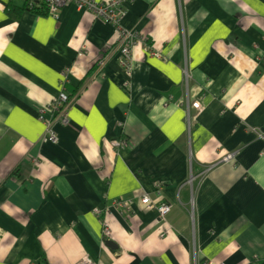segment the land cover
Masks as SVG:
<instances>
[{"label": "crops", "instance_id": "crops-1", "mask_svg": "<svg viewBox=\"0 0 264 264\" xmlns=\"http://www.w3.org/2000/svg\"><path fill=\"white\" fill-rule=\"evenodd\" d=\"M22 4L0 0V264H264V0L125 2L130 76L104 16Z\"/></svg>", "mask_w": 264, "mask_h": 264}, {"label": "built area", "instance_id": "built-area-1", "mask_svg": "<svg viewBox=\"0 0 264 264\" xmlns=\"http://www.w3.org/2000/svg\"><path fill=\"white\" fill-rule=\"evenodd\" d=\"M24 2L28 1L32 3L33 1L44 2L48 6L50 14H55L58 6H61L66 1L74 2L77 4L78 8H89L90 10L98 13L101 16H104L106 21L110 22L113 26L119 29V36L117 39V47L119 49L118 54V63L125 69V72L128 76L131 74L130 65V49L131 46L135 43L136 34L124 28L121 25V17L124 15V3L132 0H23ZM103 14V15H102ZM103 60L98 61L99 66L104 65ZM130 70V73H129ZM66 76H64L65 78ZM126 84V83H124ZM74 97H70L66 93L61 92L51 103H49L46 108L40 110L39 118L42 119L45 123L44 138L49 142H55L57 140V133L54 129V125H67L69 122L68 119V110L71 106L72 100ZM191 107L199 109L201 107L200 100L197 98L192 101ZM51 111L49 116H46L44 112ZM112 146L117 148H123L127 145V140L122 138H114L111 141ZM264 151V150H263ZM232 158V153L227 154L223 157V160L227 161ZM209 168V167H208ZM208 170V169H207ZM162 182H154V191L160 194L162 191ZM141 203L148 208H155L158 212L160 219L165 220L167 213L170 211V203L167 201H161L155 204L148 195H143L140 199ZM116 207L118 208H127V205L122 201H116ZM99 209H95L96 214H100ZM102 237L104 239L111 238V232L106 222L102 221ZM76 264H95L89 259L87 255L83 256Z\"/></svg>", "mask_w": 264, "mask_h": 264}, {"label": "trees", "instance_id": "trees-1", "mask_svg": "<svg viewBox=\"0 0 264 264\" xmlns=\"http://www.w3.org/2000/svg\"><path fill=\"white\" fill-rule=\"evenodd\" d=\"M12 8L14 9L12 11L15 12L16 17H18V15L22 13V11H29L40 15H44L48 13L47 4L44 2H37V1H33L32 3L25 1L24 4H22V6H17Z\"/></svg>", "mask_w": 264, "mask_h": 264}, {"label": "rangeland", "instance_id": "rangeland-1", "mask_svg": "<svg viewBox=\"0 0 264 264\" xmlns=\"http://www.w3.org/2000/svg\"><path fill=\"white\" fill-rule=\"evenodd\" d=\"M97 15H99L98 13H96ZM103 15V14H102ZM123 17V16H122ZM122 17H121V20H122ZM104 21H106V19H105V17H104V19H103ZM106 22H108V21H106ZM109 24H111L110 22H108ZM122 25V24H121ZM123 84V86L125 87V86H127L128 85V83H126V84H124V83H122ZM209 166V165H208ZM104 239V238H103ZM108 239H111V238H108ZM108 239H106V240H108ZM89 257V256H88ZM89 259L91 260V261H93L95 264H98L95 260H93L92 258H90L89 257Z\"/></svg>", "mask_w": 264, "mask_h": 264}, {"label": "water", "instance_id": "water-1", "mask_svg": "<svg viewBox=\"0 0 264 264\" xmlns=\"http://www.w3.org/2000/svg\"><path fill=\"white\" fill-rule=\"evenodd\" d=\"M112 243H113V241L110 240V239L106 241V244H107L108 246H112Z\"/></svg>", "mask_w": 264, "mask_h": 264}]
</instances>
